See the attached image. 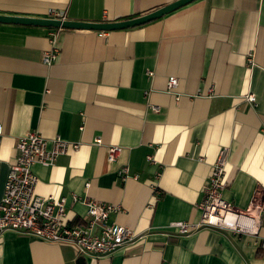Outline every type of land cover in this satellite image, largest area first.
Wrapping results in <instances>:
<instances>
[{"label": "crops", "instance_id": "crops-1", "mask_svg": "<svg viewBox=\"0 0 264 264\" xmlns=\"http://www.w3.org/2000/svg\"><path fill=\"white\" fill-rule=\"evenodd\" d=\"M173 1L0 0V15L54 11L115 22ZM99 32L0 22V200L18 139L30 131L58 136L78 148L52 166H33L35 194L66 198L67 221L86 213L72 195L118 204L111 222L139 238L91 259L69 245L4 232L0 264H264V214L257 236L216 228L178 235L169 227L200 220L196 205L223 148V199L245 211L256 191L264 195V0H194L148 23ZM53 44L58 56L45 65ZM170 77L178 79L173 93ZM111 146L120 148L113 162ZM120 167L128 168L124 181Z\"/></svg>", "mask_w": 264, "mask_h": 264}, {"label": "built area", "instance_id": "built-area-1", "mask_svg": "<svg viewBox=\"0 0 264 264\" xmlns=\"http://www.w3.org/2000/svg\"><path fill=\"white\" fill-rule=\"evenodd\" d=\"M50 18L63 20L64 16L53 11ZM48 35L54 43L55 30H51ZM104 35L105 32H99V36ZM57 56L58 50L53 44L51 50L43 52L42 62L50 65ZM147 75L151 77L153 73L147 71ZM177 85L178 79L170 77L167 82V92L173 93ZM175 96L178 100L179 95ZM246 100L253 103L255 97L250 94L246 96ZM151 110L156 112L158 107L153 106ZM1 134L0 125V136ZM94 143L100 145L101 139L96 138ZM77 148L78 144L70 143L58 136L47 140L37 131H30L18 139L15 145V161L9 168L0 200V234L13 232L45 242L69 245L78 255L91 259L110 257L139 238L131 228L111 222L110 215L121 211L118 204L72 195L73 203H83L86 213L81 220L67 221L66 198L41 197L35 194L38 179L33 172V166L35 164L52 166L58 156ZM119 151V147H108V161H115ZM227 156L228 150L221 149L211 165L203 188V199L196 205L201 212L200 220L196 223L175 221L169 224V227L174 228L178 235H188L200 228H216L236 234L258 235L262 214H264V195L256 191L245 211L236 209L230 202L223 199L222 191L226 187ZM147 161L152 162V156H148ZM117 176L121 181L127 179L128 168L120 167ZM131 177L136 179L138 175ZM258 245L264 250V240L258 241Z\"/></svg>", "mask_w": 264, "mask_h": 264}, {"label": "water", "instance_id": "water-1", "mask_svg": "<svg viewBox=\"0 0 264 264\" xmlns=\"http://www.w3.org/2000/svg\"><path fill=\"white\" fill-rule=\"evenodd\" d=\"M194 0H175L172 3L160 7L152 12L144 15L134 17L131 19L115 22H84V21H72L68 19H55V18H29V17H14L0 15L1 23H16V24H28L38 25L52 28H63V29H84L94 31H111L126 29L135 26H139L150 21L156 20Z\"/></svg>", "mask_w": 264, "mask_h": 264}]
</instances>
